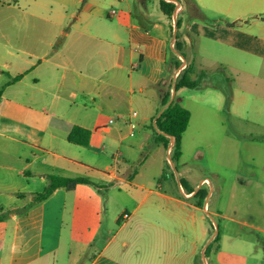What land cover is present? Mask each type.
<instances>
[{"label":"crops","instance_id":"0c3cea01","mask_svg":"<svg viewBox=\"0 0 264 264\" xmlns=\"http://www.w3.org/2000/svg\"><path fill=\"white\" fill-rule=\"evenodd\" d=\"M123 1L121 11L112 14L96 0H88L84 16L74 17L84 23L80 36L110 45L111 60H99V70L93 73L90 58L62 64L66 48L61 49L60 36L72 35L70 29H62L66 0H0V12L15 30L12 35L0 26V264H57L64 258L67 264H200L211 240L205 204L214 218L244 224L233 213L238 208L234 199L226 201L229 213L220 208L226 183L219 173L195 177L183 164L177 168L180 180L175 171L167 170L169 146L157 140L152 125L163 98L172 95V83L164 87L162 80L171 70L172 81L182 65L174 52L168 61L173 22L161 10L160 0H135L142 19L138 25L131 1ZM195 3L199 9L191 7L190 16L206 17L208 12L215 24L184 20L186 4L180 0L177 39L185 67L190 64L185 52H192V33L202 70L221 64L235 68L230 59L235 53L264 61V0ZM98 19L110 21L109 28ZM205 41L224 46L226 52L209 48ZM61 67L65 73L60 78ZM250 79L244 77L245 82ZM184 87L175 91L174 99ZM249 91L234 94L231 100V107L237 106L231 108L233 113L241 119L247 118ZM260 99L264 113V95ZM211 100L202 98L200 104L210 108ZM101 113L107 115L106 122L99 123ZM74 125L91 130L88 145L68 140ZM125 127L133 130L131 135L136 129L140 137L123 147V137L118 136ZM98 133L105 137L100 144ZM51 150L52 162L44 159ZM144 150L149 151L141 159ZM150 163L155 168L143 172L141 167ZM51 174L82 176L90 182L72 190L58 187L46 199L35 201ZM245 183L244 176L233 177L229 187L234 191ZM199 189H207L203 206L195 196ZM64 238L71 246L66 253ZM242 243L250 241L225 231L209 261L248 264Z\"/></svg>","mask_w":264,"mask_h":264},{"label":"rangeland","instance_id":"374dc122","mask_svg":"<svg viewBox=\"0 0 264 264\" xmlns=\"http://www.w3.org/2000/svg\"><path fill=\"white\" fill-rule=\"evenodd\" d=\"M87 1L88 0H66L65 2V13L67 15L63 20L64 28L62 29H70L72 35L67 38L62 34L60 36L61 40H63L60 47L61 49L66 48L64 51L65 56L62 57L64 60L62 64L66 66L68 59L80 63L90 58V68L93 73H96L99 70V65L97 64L99 60L110 61L112 58V51L110 45L105 41L99 43L96 40H86L84 36H80V31L84 30V23L82 20L74 21V17L79 13L81 17L84 16L89 6ZM130 1L136 18L135 23L142 25V19L138 16L140 15L138 5H136L135 0ZM182 1L185 2V0ZM96 2L101 3L104 9L110 11L115 10L116 13L121 11L125 5L123 0H96ZM10 10L12 9L7 8V12ZM58 10L62 11V7H59ZM190 10L191 7L186 6V10L181 13L184 20L186 19L190 22L197 21L204 23L205 26H213V24H215V20L211 13L206 12V17L193 19L195 17L190 16ZM181 18L179 17V19ZM170 19L171 22H173L172 16ZM98 21H100L101 26H107L109 28L110 21H102L101 19H98ZM0 26L5 29L6 32H10L12 35L15 34L14 26L7 20H4L3 12H0ZM191 36L193 38L192 41H190L192 52L191 54L185 52V56H187V59H190L191 64L189 79L195 81L196 85L191 88L184 87L182 90H179L175 97V101H178L181 105L190 110L191 117L187 129L181 137V157L177 164L173 159L174 165L178 169H180L183 164L189 166L193 170V176L195 177H212L214 173H219L221 175L222 181L226 184L223 189L220 208L223 209L222 211L229 213L226 210V201L231 197L234 199V204L236 203L235 205L238 206L237 210L235 212L233 211V213H235V217L243 221L244 224L225 219L223 216L215 218L219 225L218 233H220V238L222 233L226 231L229 235H240L249 240L250 243L248 244L242 243V249H244L248 255V264H264V113H261L259 107L261 104L260 97L264 95V83L262 82V79H264V61L254 56L250 57L246 54L239 55L235 53L230 54V59H233L235 68L232 65L221 64L212 66L211 68L205 67L202 70L198 66V44L195 33H192ZM4 40L7 42L6 37ZM12 43L15 44V41L13 40ZM170 43L171 39L169 40L168 47V61L174 59L175 53ZM205 43L209 48H214L218 52H226L224 46H220L219 44L215 45L210 41H205ZM174 46L176 47V45ZM105 52L107 53L106 59ZM176 61L177 64H179L178 62L183 63L185 62V58H180V61H178V59ZM184 67L183 65L182 68ZM86 68H89V66L87 65ZM181 72L174 77L175 85ZM62 73H65L63 67L60 68L58 73L60 78ZM172 75L171 70L167 71V75L162 80L161 85L167 87L172 83L171 89H173L174 79L172 81L170 80ZM244 77H252V79H250L249 82H245ZM4 79L5 77H3V80ZM1 81L2 80H0V83ZM252 87L255 90L252 89ZM246 89H251V91H249V101L245 111L247 118L241 119L236 113H233L234 111H232V109L237 106L231 107V100L234 94H240ZM227 94L230 96L229 105H226ZM202 98H212L210 102L213 105L212 107L215 108L219 106V109L215 110L212 107L202 106L200 104ZM77 100H81V96H79ZM67 102L69 104L72 103V99L67 100ZM87 102L90 106H93L90 99L87 100ZM261 110H264V105L261 107ZM107 120V115L101 113L99 123L106 122ZM130 132L129 128L125 127L118 136L123 137V147L132 140H137L140 137L136 129L134 135H131ZM104 138L105 137H103L101 133H98L97 139L99 144L104 141ZM173 145L171 148L168 147L166 149L167 152L170 151L171 156L173 154ZM46 149L49 150V148ZM147 151L149 150L141 151L139 158L145 159L148 153ZM51 152L52 154H47L44 157V159L50 162H52L53 150H51ZM166 160L167 170L174 172L173 165L170 163L168 157ZM105 162L106 159L102 158L101 163L104 164ZM138 168L140 169V167ZM154 168L155 164L150 163L147 166L141 167V170L146 172ZM177 176L179 179L181 178L179 173H177ZM238 176H244L246 183L244 186L236 187L233 191L232 188L229 187V182H231V178L236 177L237 179ZM191 189H193V186ZM204 191L207 192V189ZM102 193L104 194L105 191H102ZM204 210L214 216L209 206H205ZM111 212L112 203L109 204V213ZM209 220L211 221V240L207 246L210 247V250L209 253L206 254L205 259L207 262L200 258V264H212L209 261V255L213 252L215 256L217 250L215 251L214 247L216 242H219V240L215 239L216 236L212 238L215 227L210 217ZM67 241L68 239L64 238L62 251L65 253L71 250V246ZM228 244H230V242ZM213 248L214 251H212ZM90 251L92 252L93 250L91 249ZM88 254H90V252ZM237 255L238 254L235 253L234 257ZM57 264H67L66 258H64V260L60 259Z\"/></svg>","mask_w":264,"mask_h":264},{"label":"trees","instance_id":"16d2710c","mask_svg":"<svg viewBox=\"0 0 264 264\" xmlns=\"http://www.w3.org/2000/svg\"><path fill=\"white\" fill-rule=\"evenodd\" d=\"M191 3V4H190ZM185 4L187 7L198 8L195 0H185ZM176 3L172 0H160V8L161 10L171 17L174 12V8ZM181 20L178 18V26L180 25ZM176 48L181 51L180 43L178 39L176 40ZM180 61V60H179ZM179 64L181 62H178ZM178 64V65H179ZM191 73V68L187 65L183 71L180 73L177 81H176V91L183 86L186 87H194L196 82L189 79V74ZM169 100V95H166L163 98V105H165ZM230 103V96L227 94L226 97V105ZM191 117V112L188 108L181 105L175 99L161 112V114L156 118L155 124L164 131L167 135L159 133L157 129L152 125L154 133L158 141L163 142V144L168 147L170 143V138L168 135H172L175 137V142L173 145V154L172 157L174 160H178L181 155V137L182 134L187 129L189 124V120ZM91 137V130L85 128L80 125H74L71 131L68 134V140L80 144V145H88ZM90 180L86 177L76 176V177H68L62 175H48V184L47 187L42 191L38 192L35 195V201H42L49 197L53 191L58 187H64L67 190H72L76 187L78 183H88ZM183 186H185L184 181L182 180ZM195 196L198 199V204L203 206V202L206 196V192L202 189H199ZM220 233H218L215 237L216 240H219ZM210 247L207 246L206 254L209 253Z\"/></svg>","mask_w":264,"mask_h":264},{"label":"water","instance_id":"95a60500","mask_svg":"<svg viewBox=\"0 0 264 264\" xmlns=\"http://www.w3.org/2000/svg\"><path fill=\"white\" fill-rule=\"evenodd\" d=\"M176 3V6L174 8V12H173V15H172V18H173V24H172V35H171V43H170V46L172 48V50L178 55L180 56L181 58H184V55L182 53H180L177 48L174 46L175 43H176V39H177V31H178V17H177V12L179 10V7H180V1L179 0H172ZM184 63V62H183ZM181 65V67L178 68V71L176 72L175 74V77L178 75V72L181 70V68L183 67V64ZM176 91V88H175V78H174V82H173V89H172V95L170 97V99L168 100V102L163 106L162 110L160 111L159 115L161 114V112L173 101L174 99V93ZM158 115V116H159ZM155 128L157 129V131L159 133H162V134H165L167 135L164 131H162L158 126L157 124H155ZM169 138H170V143H169V148H171V146L174 144L175 142V137L172 136V135H168ZM168 159L170 161V163L173 165V168H174V171L177 173V168L176 166L174 165V160L172 158V156L170 155V151H168ZM179 183L181 184L180 180H179ZM206 206V204H205ZM210 218L212 219L213 223H214V227H215V230H214V233L212 235V238H214L217 233L219 232V225L217 223V221L215 220V218L210 214V213H207ZM209 243V242H208ZM208 245V244H207ZM207 245L205 246L204 248V252H203V259L205 262L206 261V248H207Z\"/></svg>","mask_w":264,"mask_h":264},{"label":"built area","instance_id":"2783aa9c","mask_svg":"<svg viewBox=\"0 0 264 264\" xmlns=\"http://www.w3.org/2000/svg\"><path fill=\"white\" fill-rule=\"evenodd\" d=\"M111 13H112V14H115L116 11H115V10H112ZM112 121H113V119H110V122H112ZM132 127L134 128V125H133ZM133 128H132V129H133ZM130 133L133 134V130H132ZM124 216H127V215L124 214Z\"/></svg>","mask_w":264,"mask_h":264}]
</instances>
